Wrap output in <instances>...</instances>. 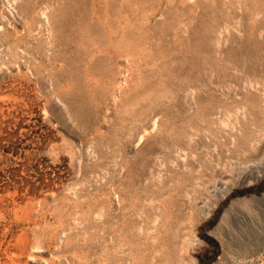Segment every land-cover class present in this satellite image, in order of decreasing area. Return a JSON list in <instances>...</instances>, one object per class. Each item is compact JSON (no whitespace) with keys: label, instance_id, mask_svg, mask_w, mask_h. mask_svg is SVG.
Masks as SVG:
<instances>
[{"label":"rangeland","instance_id":"1","mask_svg":"<svg viewBox=\"0 0 264 264\" xmlns=\"http://www.w3.org/2000/svg\"><path fill=\"white\" fill-rule=\"evenodd\" d=\"M0 264H264V0H0Z\"/></svg>","mask_w":264,"mask_h":264},{"label":"bare ground","instance_id":"2","mask_svg":"<svg viewBox=\"0 0 264 264\" xmlns=\"http://www.w3.org/2000/svg\"><path fill=\"white\" fill-rule=\"evenodd\" d=\"M46 18V17H45ZM82 20V19H81Z\"/></svg>","mask_w":264,"mask_h":264}]
</instances>
